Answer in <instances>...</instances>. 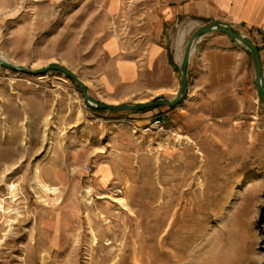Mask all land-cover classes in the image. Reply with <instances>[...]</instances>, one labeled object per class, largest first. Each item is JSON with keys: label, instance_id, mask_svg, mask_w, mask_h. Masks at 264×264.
Returning <instances> with one entry per match:
<instances>
[{"label": "rangeland", "instance_id": "rangeland-1", "mask_svg": "<svg viewBox=\"0 0 264 264\" xmlns=\"http://www.w3.org/2000/svg\"><path fill=\"white\" fill-rule=\"evenodd\" d=\"M209 24L167 20L156 0H0V58L62 66L106 105L172 100L181 64L156 70L166 87L106 92L105 44L149 31L173 66L171 41ZM232 30L264 76V28ZM225 37L234 65L210 94L144 112L89 106L60 72L0 66V264H264V106L251 55Z\"/></svg>", "mask_w": 264, "mask_h": 264}, {"label": "crops", "instance_id": "crops-1", "mask_svg": "<svg viewBox=\"0 0 264 264\" xmlns=\"http://www.w3.org/2000/svg\"><path fill=\"white\" fill-rule=\"evenodd\" d=\"M156 3L162 7L167 20L226 23L252 35L264 28V0H156ZM132 38L134 40L129 45L114 39L105 44V52L113 58L114 64L113 72L99 81L106 92L120 89L124 96H128L144 87H152V90L156 85L166 87L167 84L155 81L156 72L164 68L173 75L175 66L181 64L186 47H183L182 41H171L170 50L174 58V65L171 66L166 49L149 31L143 33L136 29ZM225 38L220 33H210L194 43L187 65L185 102L198 103L202 94L211 93L216 79L226 78L229 66L233 68L234 62L221 46Z\"/></svg>", "mask_w": 264, "mask_h": 264}, {"label": "water", "instance_id": "water-1", "mask_svg": "<svg viewBox=\"0 0 264 264\" xmlns=\"http://www.w3.org/2000/svg\"><path fill=\"white\" fill-rule=\"evenodd\" d=\"M210 33H220L226 35L227 37L230 38V40L242 44L244 48L248 51V53L251 55L255 67L256 92L260 102L264 106V76L262 72L261 58L258 49L247 37L236 34L232 30V27L230 25L220 22H213L209 25L203 26L191 35L185 47V51L180 65V81L178 86V93L176 97L172 100H167L165 98H157L145 104L111 106V105L99 103L94 99L90 98L87 92V88L82 83V81L77 76H75L73 73H71L69 70H67L62 66L51 64L42 69L31 70L28 68L10 64L1 58H0V66L21 74H26L31 76H41L49 71L60 72L77 84L83 96L84 101L89 106H92L99 110H108L111 112H131V111L148 110L150 108L161 107V106L174 107L184 99L186 85H187V65L190 55L194 50V43L199 39H201L203 36Z\"/></svg>", "mask_w": 264, "mask_h": 264}, {"label": "bare ground", "instance_id": "bare-ground-1", "mask_svg": "<svg viewBox=\"0 0 264 264\" xmlns=\"http://www.w3.org/2000/svg\"><path fill=\"white\" fill-rule=\"evenodd\" d=\"M98 173H100L101 176L105 177L108 173L107 168L103 166L100 167ZM2 211L4 212V208L2 209Z\"/></svg>", "mask_w": 264, "mask_h": 264}, {"label": "trees", "instance_id": "trees-1", "mask_svg": "<svg viewBox=\"0 0 264 264\" xmlns=\"http://www.w3.org/2000/svg\"><path fill=\"white\" fill-rule=\"evenodd\" d=\"M236 34H237V32H235ZM143 112H144V110H143Z\"/></svg>", "mask_w": 264, "mask_h": 264}]
</instances>
